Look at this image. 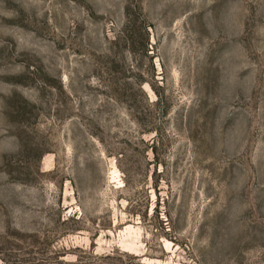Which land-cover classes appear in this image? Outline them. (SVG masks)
<instances>
[{"label": "rangeland", "instance_id": "rangeland-1", "mask_svg": "<svg viewBox=\"0 0 264 264\" xmlns=\"http://www.w3.org/2000/svg\"><path fill=\"white\" fill-rule=\"evenodd\" d=\"M0 264H264V0H0Z\"/></svg>", "mask_w": 264, "mask_h": 264}]
</instances>
